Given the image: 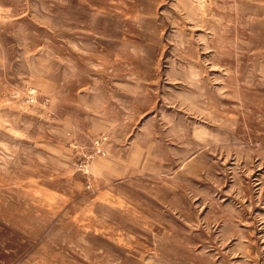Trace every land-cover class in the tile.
Masks as SVG:
<instances>
[{
    "label": "rangeland",
    "instance_id": "1",
    "mask_svg": "<svg viewBox=\"0 0 264 264\" xmlns=\"http://www.w3.org/2000/svg\"><path fill=\"white\" fill-rule=\"evenodd\" d=\"M0 264H264V0H0Z\"/></svg>",
    "mask_w": 264,
    "mask_h": 264
}]
</instances>
